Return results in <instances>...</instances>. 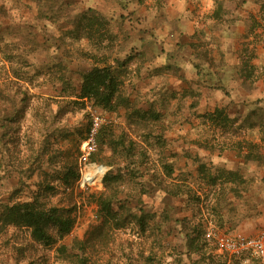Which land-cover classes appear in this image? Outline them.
<instances>
[{
    "label": "rangeland",
    "instance_id": "rangeland-1",
    "mask_svg": "<svg viewBox=\"0 0 264 264\" xmlns=\"http://www.w3.org/2000/svg\"><path fill=\"white\" fill-rule=\"evenodd\" d=\"M104 64L112 110L79 96ZM263 137L264 0H0V203L74 218L0 224V264H264L207 236L264 233Z\"/></svg>",
    "mask_w": 264,
    "mask_h": 264
},
{
    "label": "trees",
    "instance_id": "trees-1",
    "mask_svg": "<svg viewBox=\"0 0 264 264\" xmlns=\"http://www.w3.org/2000/svg\"><path fill=\"white\" fill-rule=\"evenodd\" d=\"M194 56L196 57V55ZM196 58L200 59L201 57ZM206 63L205 59L196 62L195 67L197 71H195L194 75H199V71L207 70ZM118 89L119 84L114 74V69L104 64L101 67L95 66L91 68L82 76L79 96L91 99L96 105L105 110H112L117 98ZM222 114V108H215V111L210 114L209 118L215 123L226 122L227 117L230 118V116H223ZM262 140H264V137ZM105 171L106 168L103 174ZM225 174L233 176L235 173L227 171ZM213 177L211 176L212 179ZM219 177H221L220 174ZM108 178V176H105L103 179L105 186L109 180ZM100 197L104 203L105 211L109 215L111 213L109 199ZM0 224L26 227L30 230L34 241L48 245L70 233L74 225V218L71 212L65 208L41 205L38 204L37 200L33 199L27 202H14L11 204L1 205L0 203Z\"/></svg>",
    "mask_w": 264,
    "mask_h": 264
},
{
    "label": "built area",
    "instance_id": "built-area-1",
    "mask_svg": "<svg viewBox=\"0 0 264 264\" xmlns=\"http://www.w3.org/2000/svg\"><path fill=\"white\" fill-rule=\"evenodd\" d=\"M94 131L95 128H93L92 130L93 135H94ZM88 146L89 148L87 154L90 152V149H92L93 147L90 144ZM207 236L214 237L216 244L218 246V251L221 253L225 252L229 256L238 258V257H242L243 255L251 254V255H258L260 257H264V233H261L260 235H257L255 237H250L242 233H235V234L218 233L217 235H214L212 234V232H208Z\"/></svg>",
    "mask_w": 264,
    "mask_h": 264
},
{
    "label": "crops",
    "instance_id": "crops-1",
    "mask_svg": "<svg viewBox=\"0 0 264 264\" xmlns=\"http://www.w3.org/2000/svg\"><path fill=\"white\" fill-rule=\"evenodd\" d=\"M161 19H163V17H161ZM157 55H159V54H157ZM163 60H164V61H161V62H160L162 65H166V63L169 62V60H167V56H164V57H163ZM169 63H170V62H169Z\"/></svg>",
    "mask_w": 264,
    "mask_h": 264
},
{
    "label": "bare ground",
    "instance_id": "bare-ground-1",
    "mask_svg": "<svg viewBox=\"0 0 264 264\" xmlns=\"http://www.w3.org/2000/svg\"><path fill=\"white\" fill-rule=\"evenodd\" d=\"M98 173H99V176H100L101 170H98L97 172H94L93 174H90V173H89L88 177L90 178V177L93 176L92 178H94V176L97 175ZM94 174H95V175H94Z\"/></svg>",
    "mask_w": 264,
    "mask_h": 264
}]
</instances>
